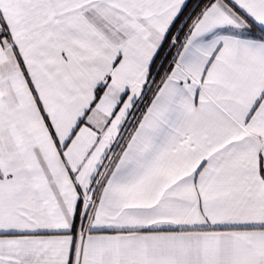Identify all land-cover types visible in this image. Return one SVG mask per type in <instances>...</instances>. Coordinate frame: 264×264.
<instances>
[{"label": "snow or ice", "instance_id": "snow-or-ice-1", "mask_svg": "<svg viewBox=\"0 0 264 264\" xmlns=\"http://www.w3.org/2000/svg\"><path fill=\"white\" fill-rule=\"evenodd\" d=\"M0 264H264V0H0Z\"/></svg>", "mask_w": 264, "mask_h": 264}]
</instances>
